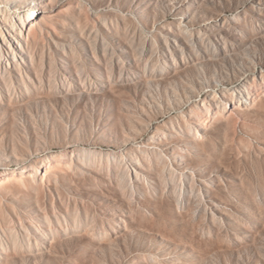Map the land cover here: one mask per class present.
<instances>
[{"label":"rangeland","instance_id":"374dc122","mask_svg":"<svg viewBox=\"0 0 264 264\" xmlns=\"http://www.w3.org/2000/svg\"><path fill=\"white\" fill-rule=\"evenodd\" d=\"M13 5L0 264H264V0Z\"/></svg>","mask_w":264,"mask_h":264},{"label":"bare ground","instance_id":"6f19581e","mask_svg":"<svg viewBox=\"0 0 264 264\" xmlns=\"http://www.w3.org/2000/svg\"><path fill=\"white\" fill-rule=\"evenodd\" d=\"M15 2V1H14ZM28 6V5H27ZM4 7V6H3ZM0 6V11L3 17L8 19V22L10 25L14 26V19L19 20V22L21 23V26L24 25L25 22L29 23V24H33L36 20L34 19V14L32 15V12L30 10V8H25L24 6H16L13 5V9L15 10L13 13H9L6 10H4V8ZM11 11V10H10ZM44 13V12H43ZM3 19V18H2ZM37 22V21H36ZM16 23V22H15ZM8 26V25H7ZM38 28V26H37ZM3 29V28H2ZM9 29V28H8ZM16 30H18V28L16 27ZM13 31V30H12ZM15 31V30H14ZM17 32V31H16ZM2 33V32H1ZM12 34V33H11ZM24 35V34H23ZM25 38V37H24ZM8 49V48H7ZM229 107V106H228ZM220 109H222V106H219ZM197 132V131H196ZM198 134V133H197Z\"/></svg>","mask_w":264,"mask_h":264}]
</instances>
